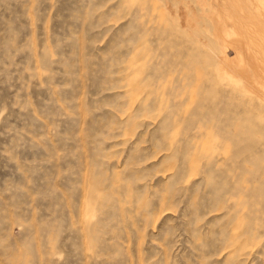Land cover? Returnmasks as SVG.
Instances as JSON below:
<instances>
[{"label":"rangeland","instance_id":"rangeland-1","mask_svg":"<svg viewBox=\"0 0 264 264\" xmlns=\"http://www.w3.org/2000/svg\"><path fill=\"white\" fill-rule=\"evenodd\" d=\"M263 64L264 0H0V264H264Z\"/></svg>","mask_w":264,"mask_h":264},{"label":"bare ground","instance_id":"bare-ground-1","mask_svg":"<svg viewBox=\"0 0 264 264\" xmlns=\"http://www.w3.org/2000/svg\"><path fill=\"white\" fill-rule=\"evenodd\" d=\"M262 65V64H261ZM264 65V64H263ZM244 75V74H243Z\"/></svg>","mask_w":264,"mask_h":264}]
</instances>
